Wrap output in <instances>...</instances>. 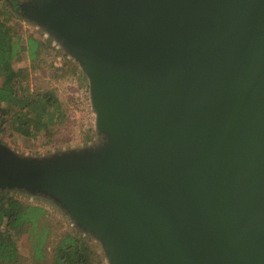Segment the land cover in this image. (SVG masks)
<instances>
[{"label":"water","instance_id":"water-1","mask_svg":"<svg viewBox=\"0 0 264 264\" xmlns=\"http://www.w3.org/2000/svg\"><path fill=\"white\" fill-rule=\"evenodd\" d=\"M90 79L97 151L22 158L115 264H264V0H29Z\"/></svg>","mask_w":264,"mask_h":264},{"label":"trees","instance_id":"trees-1","mask_svg":"<svg viewBox=\"0 0 264 264\" xmlns=\"http://www.w3.org/2000/svg\"><path fill=\"white\" fill-rule=\"evenodd\" d=\"M19 5V0H0V132L11 130L28 135L23 131L30 129L29 135L35 138L59 124L62 106L52 89L31 92L23 70L15 68V61L24 53L30 60H42L53 52L67 62L71 60L64 48L55 46L51 39L34 34L24 37L15 32ZM53 225L42 204L24 201L7 189H0V264H25L18 247L23 232L27 233L34 261L40 264H103L89 237L73 230L56 234L47 257V238Z\"/></svg>","mask_w":264,"mask_h":264},{"label":"rangeland","instance_id":"rangeland-1","mask_svg":"<svg viewBox=\"0 0 264 264\" xmlns=\"http://www.w3.org/2000/svg\"><path fill=\"white\" fill-rule=\"evenodd\" d=\"M25 1L29 0H19L17 14L19 25L15 32L24 37L34 34L43 39H51L55 46L64 48L63 52L67 54L71 62H67L60 55L54 56V52L48 53L42 60H30L24 53L15 61L14 66L23 70L22 76L28 81L31 92L52 89L56 93L62 106L63 118L60 119L59 124L48 127L35 138L29 135L30 129L23 131L28 135H20L11 130L2 134L0 132V143L5 144L19 157L30 159L51 158L63 153L97 151L108 147L111 138L99 131L88 73L74 53L64 46V41L57 38L55 32L41 22L24 15L21 4ZM5 189L24 201L42 204L48 210V220L54 225L51 236L47 238V257L50 256L56 234L73 230L89 237L101 255L103 264H115L105 242L90 229L80 226L73 213L55 196L18 187ZM18 247L21 256L26 259L25 264H40L34 261L31 255L32 250L26 232L19 236Z\"/></svg>","mask_w":264,"mask_h":264}]
</instances>
